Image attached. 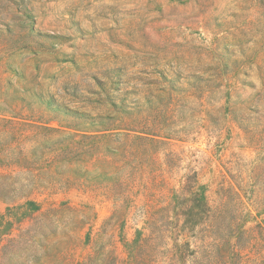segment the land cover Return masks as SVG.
I'll use <instances>...</instances> for the list:
<instances>
[{"label":"rangeland","instance_id":"rangeland-1","mask_svg":"<svg viewBox=\"0 0 264 264\" xmlns=\"http://www.w3.org/2000/svg\"><path fill=\"white\" fill-rule=\"evenodd\" d=\"M0 264H264V0H0Z\"/></svg>","mask_w":264,"mask_h":264},{"label":"trees","instance_id":"trees-1","mask_svg":"<svg viewBox=\"0 0 264 264\" xmlns=\"http://www.w3.org/2000/svg\"><path fill=\"white\" fill-rule=\"evenodd\" d=\"M11 123H14V121H10ZM18 124H20V125H24V124H22V123H18ZM40 128V127H39ZM42 130H44V131H49V130H51L50 128H48V127H46V126H44L43 128H42ZM203 203H205L204 201H203ZM201 206H204V205H206V204H200ZM236 225H237V223L235 222V223H233V225L231 226V228H230V230H229V235L231 236V235H233V234H238L239 233V231H238V229H237V227H236Z\"/></svg>","mask_w":264,"mask_h":264}]
</instances>
